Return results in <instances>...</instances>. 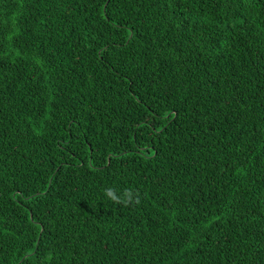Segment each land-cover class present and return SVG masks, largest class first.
Returning a JSON list of instances; mask_svg holds the SVG:
<instances>
[{
    "label": "trees",
    "instance_id": "trees-1",
    "mask_svg": "<svg viewBox=\"0 0 264 264\" xmlns=\"http://www.w3.org/2000/svg\"><path fill=\"white\" fill-rule=\"evenodd\" d=\"M0 264H264V0H0Z\"/></svg>",
    "mask_w": 264,
    "mask_h": 264
},
{
    "label": "clouds",
    "instance_id": "clouds-1",
    "mask_svg": "<svg viewBox=\"0 0 264 264\" xmlns=\"http://www.w3.org/2000/svg\"><path fill=\"white\" fill-rule=\"evenodd\" d=\"M103 194L105 198L113 203L125 207L129 205H139L141 203L139 193L132 188H125L122 191H118L114 187H106Z\"/></svg>",
    "mask_w": 264,
    "mask_h": 264
}]
</instances>
